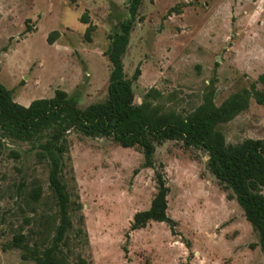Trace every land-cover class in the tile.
Segmentation results:
<instances>
[{
  "label": "rangeland",
  "instance_id": "obj_1",
  "mask_svg": "<svg viewBox=\"0 0 264 264\" xmlns=\"http://www.w3.org/2000/svg\"><path fill=\"white\" fill-rule=\"evenodd\" d=\"M129 2L0 0V83L13 101L28 106L57 89L79 108L104 101L106 52ZM122 62L128 78L139 70L135 104L153 90L154 106L184 116L208 90L215 105L243 89L264 90L257 82L264 73V0H142ZM218 129L227 144L264 140V105L251 98L247 110ZM48 138V131L30 141L0 138V264H36L9 247L13 236L47 245L58 222L41 147ZM66 146L60 178L72 227L62 251L71 264H264L257 232L209 170L204 149L164 141L155 145L150 168L143 167L140 148L110 138L71 132ZM155 170L169 187L173 232L154 221L130 230L134 214L148 209L156 193ZM36 186L41 193L33 201Z\"/></svg>",
  "mask_w": 264,
  "mask_h": 264
},
{
  "label": "trees",
  "instance_id": "obj_2",
  "mask_svg": "<svg viewBox=\"0 0 264 264\" xmlns=\"http://www.w3.org/2000/svg\"><path fill=\"white\" fill-rule=\"evenodd\" d=\"M142 0H130L128 18L119 24L115 42L107 49L111 63L108 78L107 97L104 101L91 103L79 108L73 97L57 89L50 98L35 99L28 106L13 101L11 93L0 83V138L6 136L13 140L30 141L48 131V140L41 145L47 158L50 171L48 186L57 210V223L49 239V244L33 242L16 234L10 242L11 248L22 250L24 260L36 264H71L63 255L65 233L72 227L69 216V195L61 181L62 157L67 152V136L71 132L86 137H105L122 147H138L143 154V167L154 168L155 145L164 141L180 140L184 147L202 148L207 151L208 167L217 181L230 189L246 220L258 234L259 246L264 256V140L247 138L237 144H227L218 126L231 121L239 113L248 109L250 99L264 105V90L243 89L230 94L219 105L213 101V90L203 94L201 104L187 115L175 111H161L149 98V91L141 104L134 103L133 81L137 79V69L131 78L123 70L122 57L129 44L130 32L138 20V9ZM81 22H88L83 14ZM93 26L86 28V38ZM57 32L47 36L52 43ZM257 82L264 86V73ZM1 148V142H0ZM156 193L148 209L138 211L133 216L130 230L144 228L148 222H164L171 228L175 225L167 215V195L164 173L155 170ZM36 201L41 189H32Z\"/></svg>",
  "mask_w": 264,
  "mask_h": 264
}]
</instances>
